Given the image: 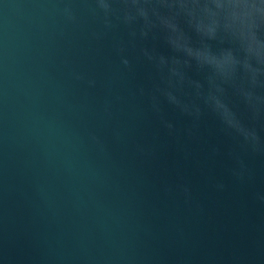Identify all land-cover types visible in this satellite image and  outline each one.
Wrapping results in <instances>:
<instances>
[{
    "label": "water",
    "instance_id": "95a60500",
    "mask_svg": "<svg viewBox=\"0 0 264 264\" xmlns=\"http://www.w3.org/2000/svg\"><path fill=\"white\" fill-rule=\"evenodd\" d=\"M0 264H264V0H0Z\"/></svg>",
    "mask_w": 264,
    "mask_h": 264
},
{
    "label": "clouds",
    "instance_id": "9594fccd",
    "mask_svg": "<svg viewBox=\"0 0 264 264\" xmlns=\"http://www.w3.org/2000/svg\"><path fill=\"white\" fill-rule=\"evenodd\" d=\"M122 62H123L125 65H127V64L129 63L127 59H124ZM253 79H254V78H253ZM216 107H217V108H219V107H223V105L221 104L220 101H216ZM218 115H219V113H218ZM231 124H232L231 121H228V122H227V125H228V126H231ZM169 127H171V125H169ZM249 137H251V139H252L253 141H255V140L258 139V137L256 136V133H255L254 130H253V131H249V132H245V139H248Z\"/></svg>",
    "mask_w": 264,
    "mask_h": 264
}]
</instances>
